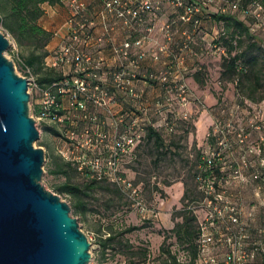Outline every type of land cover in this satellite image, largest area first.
Returning <instances> with one entry per match:
<instances>
[{
  "label": "built area",
  "instance_id": "built-area-1",
  "mask_svg": "<svg viewBox=\"0 0 264 264\" xmlns=\"http://www.w3.org/2000/svg\"><path fill=\"white\" fill-rule=\"evenodd\" d=\"M245 2L103 0L99 15L104 32L98 41L111 40L113 24L110 20L134 31L147 17L158 18L164 4L177 14L160 26L166 34L164 42L157 41L152 48L143 49L154 40L156 25H149L147 32L136 40L113 45L120 60L109 61L87 52L86 46L93 39L91 28L97 21L90 16L84 0H69L71 16L55 31L64 42L52 63L68 72H63L60 80L41 83L32 68L26 67L25 77L34 109L40 110L36 115L32 110L31 115L40 133L39 126L43 122L57 128L68 142L59 149L60 153L82 176L116 185L130 197L144 219L159 218L156 206L161 190H154L155 197L148 200L144 184H134L125 168L138 161L139 148L148 140L151 128L175 132L181 123L193 121L206 107L188 81L190 59L195 60L202 53L223 57L227 51L220 40L222 28L204 10L214 7L222 13L236 12L248 21L253 32L264 36V0ZM197 37L201 47H197ZM134 48L141 50L138 56L133 55ZM164 54H168L167 60L162 59ZM198 71H204L200 63L195 72ZM239 82V77L230 82L235 88L231 104L228 105L229 99L225 98L220 102L227 106L221 107L208 132L214 143L202 150V163L195 176L201 198L189 206L198 217L199 256L203 264H250L259 257L264 260V242L254 239L249 223L243 219L241 202L233 193L235 188L248 183L254 184L259 194L264 191V136L254 139L253 132L261 125L249 115L252 111L262 113L264 100L255 102L246 97L237 88ZM142 83L162 89L161 96L150 108L158 116L157 121L153 120L149 107H143L146 115L136 107L142 105L146 95ZM218 84L224 86V80L220 78ZM123 98L131 102V109L118 108ZM191 102L195 104L193 111L188 107ZM200 208L208 211L205 220L197 213ZM220 246L230 247L224 257L214 251Z\"/></svg>",
  "mask_w": 264,
  "mask_h": 264
},
{
  "label": "rangeland",
  "instance_id": "rangeland-1",
  "mask_svg": "<svg viewBox=\"0 0 264 264\" xmlns=\"http://www.w3.org/2000/svg\"><path fill=\"white\" fill-rule=\"evenodd\" d=\"M0 30L11 40V46L5 54L13 61L18 74L26 76L25 63L33 53L43 56L39 72L32 69L36 76H57L68 72L67 69L52 65L58 49L55 37L43 46L20 44L11 33L7 32L1 14ZM229 81L231 82L230 79H224L225 89L234 88ZM30 104L31 111L33 110V114L36 115L32 97ZM188 107L190 111H193L195 104L191 102ZM249 115L254 116L255 121L261 125L253 132V137L257 140L264 136V111L260 114ZM188 123L184 124L188 126L193 124L192 121ZM39 127L42 132L40 139L36 141V146L44 147L46 150L42 183L48 190L60 195L62 200L70 204L72 215L78 218L81 228L89 236L93 254L90 264H168L174 261L173 257L161 255L158 250V244L160 240H163L161 235L166 234H161V232L159 236L153 233L163 229L156 227L154 221L144 219L133 206L130 197L116 185L91 181L82 176L75 167L68 168L67 174L52 173L51 170L55 168L54 160L64 158L59 149L68 142L61 137L57 128L44 122ZM205 135L207 136V132ZM164 137V147H159L156 136L146 140L139 148L138 161L125 169L128 178L134 184H144V194L148 200H151L154 190L160 189L165 193L167 188L168 195L163 196L162 192L158 194L156 207L159 211V218L167 226H172L171 213L177 204L183 202L174 213L178 222L182 220L180 209L201 198V192L195 180V173L200 164L201 149L196 140L184 132H170L169 134L165 132ZM65 184L78 187L80 191L74 193L62 191L60 187ZM197 213L201 220H205L208 211L200 208ZM133 227L137 229L127 231ZM111 235L116 238L110 242L109 247L105 248L103 242ZM167 245L174 250L178 246L176 237L170 238ZM144 248L148 249L149 258L147 260L141 253ZM187 260L189 258L185 256L180 257V262L190 264Z\"/></svg>",
  "mask_w": 264,
  "mask_h": 264
},
{
  "label": "water",
  "instance_id": "water-1",
  "mask_svg": "<svg viewBox=\"0 0 264 264\" xmlns=\"http://www.w3.org/2000/svg\"><path fill=\"white\" fill-rule=\"evenodd\" d=\"M0 30V264H90L92 242L71 206L42 183L46 150L31 115L29 81Z\"/></svg>",
  "mask_w": 264,
  "mask_h": 264
},
{
  "label": "crops",
  "instance_id": "crops-1",
  "mask_svg": "<svg viewBox=\"0 0 264 264\" xmlns=\"http://www.w3.org/2000/svg\"><path fill=\"white\" fill-rule=\"evenodd\" d=\"M68 1L69 0H61V2L57 4H44L45 14L41 19V23L47 30L55 32L70 18L71 10ZM84 1L88 5L90 16L97 21V24L91 28L93 39L91 40L89 45L86 46V50L95 57L103 56L105 60L109 61L120 60L114 53L113 45L122 44L127 40H136L138 37L142 36V34L147 32V28L149 25H156L153 32L154 40L146 43L143 46V49L147 50L152 48L157 41L164 42L166 40V34L160 28V26L164 21L173 19L177 16L175 11L168 4H164L163 10L160 12L158 18L153 19L152 17H147L145 21L137 24V29L134 31L123 28L118 21L116 22L115 20H110L113 24V28L110 31L111 40L105 39L103 41H98V37H100L104 32L103 22L99 15L101 9L103 8V0ZM176 36L178 37L180 36V34ZM197 39L199 41V45H197V47H201V40L199 37H197ZM55 40L57 41L58 47L64 42L63 37L57 36L55 37ZM140 51V49L134 48L133 55L138 56ZM167 58L168 54H164L162 56L163 60H167ZM199 63L204 66L203 76L195 72L196 67ZM189 64L191 66V70L188 74V81L195 91L196 95L205 102L206 107H203L202 111L198 115H195L192 121L193 124L191 126H188L189 123L187 125L181 123L180 131L188 134L190 138L192 137L193 139H195L197 145L202 150L204 148L212 147L213 145V141L208 137V132L210 131L215 118L220 114L221 107L227 106L226 104H221L220 102H222V100L225 98L229 99L228 105L231 104V101H233V99L235 98V91L234 88L225 89L223 86L218 84V80L220 79L223 70V59L221 56L202 53V55L196 56L195 60L190 59ZM142 87L145 88L146 95L142 100V105L137 104L136 107L139 108L138 111H140L142 115H146L144 108H152L155 100L161 96L162 89L159 86L151 85L149 83H142ZM130 103L131 102H128L126 98H123L120 105H118V108L125 110L131 109ZM37 107L39 106L37 105ZM150 111L152 110L150 109ZM150 113L153 117V120L157 121L158 116L154 115L153 111ZM158 129L162 128H157L156 130ZM165 132L169 134L167 130H165ZM206 132L207 136L205 135ZM233 191L235 198L241 202L243 209V219L249 223L254 239L260 242H264V191L259 194L255 188V185L251 183L238 186ZM160 192H162L163 196L168 195L167 188L165 190V193L163 191ZM154 197L155 196L153 195L152 198ZM180 204H177L174 208V211H172L171 213L173 219L172 226H167L161 218L152 220L155 222L156 227L163 229L162 231L158 230V232H154L153 234H159L160 236L161 232V234H165V230H171L175 227L177 222L176 220L178 219L174 217V213L177 209H179ZM161 237L163 238V240H160L158 244V250L161 255H166L161 250V246L165 240V236L161 235ZM172 251L174 254L180 257L185 256L191 259L189 251L185 248V246L183 247L179 243L178 246L175 247V249ZM214 251L218 252L222 257H224L230 251V247L220 246L214 248ZM189 263L203 264V260L199 256L195 263ZM180 264L187 263L180 262ZM250 264H264V260L262 257H259L256 262Z\"/></svg>",
  "mask_w": 264,
  "mask_h": 264
},
{
  "label": "trees",
  "instance_id": "trees-1",
  "mask_svg": "<svg viewBox=\"0 0 264 264\" xmlns=\"http://www.w3.org/2000/svg\"><path fill=\"white\" fill-rule=\"evenodd\" d=\"M248 3L249 0H245ZM61 0H0V14L2 16L3 25L6 30L11 33L20 44L29 45H47L53 37H57L55 32L47 30L41 23V19L45 14L44 4H57ZM207 14H211L219 23L221 29V43L226 48L227 54L223 59V70L220 78L233 80L235 77L240 78L238 89L251 98L255 102H261L264 99V36L261 32H253L251 26L246 19H242L238 13L226 12L222 13L214 7L204 10ZM215 11V12H214ZM59 48V47H58ZM58 50V49H57ZM57 52V51H56ZM56 55V54H55ZM43 56L33 53L27 58L25 67H31L39 72V67ZM199 75L204 74L203 71L197 72ZM63 78L62 74L57 76H41V83H52ZM39 112V108H36ZM252 113H255L252 111ZM177 127L175 132L180 131ZM181 132V131H180ZM154 136L157 137L159 147L165 145V129L151 128L148 134V140ZM214 143V139L211 138ZM203 150V149H202ZM202 150L200 152V164L202 163ZM55 168L52 169L54 174H67L68 168H72V164L64 158H56L54 160ZM199 170V168H198ZM197 170V172H198ZM196 172V173H197ZM195 173V176H196ZM62 191L74 193L80 191V188L65 184L60 187ZM186 196V194H185ZM184 205L180 209L182 220L176 222L171 230H165V240L161 246V250L166 255L173 257L171 264H180L179 256L174 254L167 241L176 237L177 242L189 251L191 259L189 262L195 263L200 255V245L198 239L200 237L199 222L196 213ZM137 227L129 228L127 231H133ZM116 236L111 235L103 242L105 248L109 247ZM145 259L148 257V250L145 248L141 252ZM164 255V254H163ZM166 263V262H165ZM168 263V262H167Z\"/></svg>",
  "mask_w": 264,
  "mask_h": 264
}]
</instances>
